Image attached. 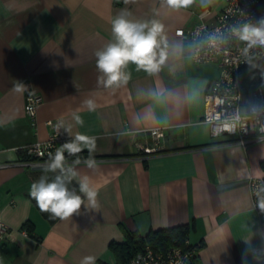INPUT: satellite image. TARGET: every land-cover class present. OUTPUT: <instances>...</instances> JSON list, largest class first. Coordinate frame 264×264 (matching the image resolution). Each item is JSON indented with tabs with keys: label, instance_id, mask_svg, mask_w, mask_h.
<instances>
[{
	"label": "crops",
	"instance_id": "0c3cea01",
	"mask_svg": "<svg viewBox=\"0 0 264 264\" xmlns=\"http://www.w3.org/2000/svg\"><path fill=\"white\" fill-rule=\"evenodd\" d=\"M225 3L195 0L176 10L163 0H0V219L11 229L0 240V264H82L85 257L112 264L119 255L110 243L124 244L125 230L143 236L177 225L188 226L199 264H264V211L255 210L249 188L251 177H264V140L242 147L211 136L204 95L218 66L195 63L176 33L201 20L213 24ZM122 12L164 26L157 52L166 59L153 73L129 63L127 84L105 88L95 53L115 42L111 22ZM244 68L256 67L241 69L247 90ZM29 92L42 97L34 124L24 111ZM48 120L62 123L66 137H93L97 163L66 160L78 183L89 178L96 205L85 196L77 213L52 223L29 195L51 171L22 164L19 153L48 138ZM151 128L165 135L155 142ZM26 220L35 237L21 228Z\"/></svg>",
	"mask_w": 264,
	"mask_h": 264
},
{
	"label": "built area",
	"instance_id": "2783aa9c",
	"mask_svg": "<svg viewBox=\"0 0 264 264\" xmlns=\"http://www.w3.org/2000/svg\"><path fill=\"white\" fill-rule=\"evenodd\" d=\"M261 3V0H226L213 24L201 20L190 28L176 30L185 51L195 63L215 62L218 66V76L210 82L204 95L203 121L209 125L211 136L233 137L242 147L264 140V91L258 85L245 90L241 84L243 67L264 68V45L249 47L246 41L233 34L232 29L245 24L259 26L264 19V5ZM204 13L200 12V15ZM41 101L38 93L25 95L24 111L33 124ZM46 123L52 129L46 140L19 149L29 158L21 161L22 164H47L57 148L75 138L66 137L61 127H57V121L48 120ZM149 132L155 142L165 135L163 128H151ZM249 188L255 210L264 211L259 206L264 200V177H251ZM10 231L0 219V240L5 239ZM112 264H199V260L196 246L185 238L182 243L173 239L164 247L146 244L128 259Z\"/></svg>",
	"mask_w": 264,
	"mask_h": 264
},
{
	"label": "clouds",
	"instance_id": "9594fccd",
	"mask_svg": "<svg viewBox=\"0 0 264 264\" xmlns=\"http://www.w3.org/2000/svg\"><path fill=\"white\" fill-rule=\"evenodd\" d=\"M163 2L168 7L178 10L191 6L195 0H163ZM211 3L212 0H207V4ZM129 15L130 13L122 12L112 20V34L115 42H110L95 53L96 69L101 74L97 78V83L105 88H118L127 84L130 74L124 70L129 63L135 64L137 70L142 69L153 73L159 70L160 65L166 59L164 51L157 52L163 40L164 26L157 20H130ZM232 32L239 40L246 41L249 47L264 45V19L260 21L259 26L245 24L240 28H233ZM15 90L23 91V85H15ZM85 103L89 111L94 110L92 100L85 101ZM74 119L78 124L83 125L81 117L74 116ZM61 126H63L62 123H58L57 127ZM95 147L96 143L93 137L77 133L73 140L65 142L56 149L54 155H50V160L44 171L55 172L59 169L62 174L67 171L72 177H75L78 174L73 168H65V153L77 156L85 149L89 153V158L84 160V163L88 168L95 169L97 163L91 155ZM74 163H80L79 157ZM79 190L87 197L88 203L95 207L97 192L90 186L87 176L79 180ZM29 195L36 201L40 211L48 213L52 218L67 219L77 213L84 204L81 195L68 188L63 175L56 176L51 182H47L43 176L39 180L33 181ZM259 206L264 209V200L260 202ZM93 262V257H85L82 264H93Z\"/></svg>",
	"mask_w": 264,
	"mask_h": 264
},
{
	"label": "trees",
	"instance_id": "16d2710c",
	"mask_svg": "<svg viewBox=\"0 0 264 264\" xmlns=\"http://www.w3.org/2000/svg\"><path fill=\"white\" fill-rule=\"evenodd\" d=\"M262 3H264V0H261ZM20 153V160L23 161L25 159H29L26 157L23 153ZM92 157H95V155L91 154ZM66 159H77V157L80 158H89V153L83 151L77 156H71V155H65ZM67 169L68 167L65 166ZM63 175L65 178V182L67 183V186L70 190H74L78 195H81L82 199H84V194L80 192L79 190V183L75 180L74 177L71 176L70 173L67 171L65 173H61L60 170H56L55 172H50L46 176V181L51 182L53 181L56 176ZM32 202L34 206L38 209V211L41 213V215L49 222L52 223L58 218H52L48 213L41 212L40 209L36 205V201L32 199ZM21 228L26 230V233L31 236L35 237L33 234L34 226L29 221L26 220L21 225ZM188 232V226L187 225H177L169 228H163L158 229L156 231H148L145 235H140L137 232H129L124 231L126 241L124 244H118V243H110V248L115 251L117 255H119V262H122L126 259H128L133 253L140 250L144 245L149 244L152 247H164L165 245H168L172 242L173 239H176L178 243H182L184 239L186 238Z\"/></svg>",
	"mask_w": 264,
	"mask_h": 264
},
{
	"label": "rangeland",
	"instance_id": "374dc122",
	"mask_svg": "<svg viewBox=\"0 0 264 264\" xmlns=\"http://www.w3.org/2000/svg\"><path fill=\"white\" fill-rule=\"evenodd\" d=\"M260 5H264V3H261ZM242 74H243V80L246 84H250V85H258L262 88V90H264V79H261V77H259L260 75H264V70L261 69V67L259 68H244L242 70ZM258 77H255V76Z\"/></svg>",
	"mask_w": 264,
	"mask_h": 264
},
{
	"label": "water",
	"instance_id": "95a60500",
	"mask_svg": "<svg viewBox=\"0 0 264 264\" xmlns=\"http://www.w3.org/2000/svg\"><path fill=\"white\" fill-rule=\"evenodd\" d=\"M33 169H46L47 164H39V165H34L32 166Z\"/></svg>",
	"mask_w": 264,
	"mask_h": 264
}]
</instances>
